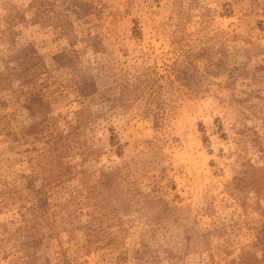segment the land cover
Segmentation results:
<instances>
[{"label":"rangeland","instance_id":"rangeland-1","mask_svg":"<svg viewBox=\"0 0 264 264\" xmlns=\"http://www.w3.org/2000/svg\"><path fill=\"white\" fill-rule=\"evenodd\" d=\"M0 264H264V0H0Z\"/></svg>","mask_w":264,"mask_h":264}]
</instances>
